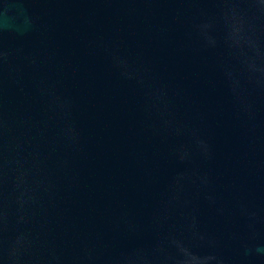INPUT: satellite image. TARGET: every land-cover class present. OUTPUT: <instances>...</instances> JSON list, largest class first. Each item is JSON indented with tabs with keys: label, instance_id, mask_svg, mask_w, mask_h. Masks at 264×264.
<instances>
[{
	"label": "water",
	"instance_id": "obj_1",
	"mask_svg": "<svg viewBox=\"0 0 264 264\" xmlns=\"http://www.w3.org/2000/svg\"><path fill=\"white\" fill-rule=\"evenodd\" d=\"M0 264H264V0H0Z\"/></svg>",
	"mask_w": 264,
	"mask_h": 264
}]
</instances>
